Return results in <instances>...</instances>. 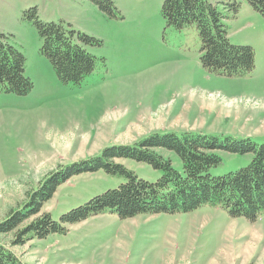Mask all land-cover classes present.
I'll list each match as a JSON object with an SVG mask.
<instances>
[{"label":"rangeland","instance_id":"obj_1","mask_svg":"<svg viewBox=\"0 0 264 264\" xmlns=\"http://www.w3.org/2000/svg\"><path fill=\"white\" fill-rule=\"evenodd\" d=\"M112 1L110 12L93 0H0V35L24 53L25 73L34 83L27 95L0 91V220L52 171L154 132L264 141L262 12L248 0H208L218 5L231 43L255 50L251 74L227 76L203 65L195 24H167L165 0ZM32 7L40 20L64 21L97 40L82 44L96 64L80 83L62 81L41 53L42 38L26 12ZM157 150L183 171L176 152ZM217 153L222 162L210 169L216 176L246 167L253 157ZM116 161L148 181L163 173L144 161ZM126 180L104 169L74 175L43 210L60 220ZM11 240L12 234H0V242L27 264H264V211L251 221L210 204L130 218L106 210L64 233L18 246Z\"/></svg>","mask_w":264,"mask_h":264},{"label":"trees","instance_id":"obj_2","mask_svg":"<svg viewBox=\"0 0 264 264\" xmlns=\"http://www.w3.org/2000/svg\"><path fill=\"white\" fill-rule=\"evenodd\" d=\"M101 9L112 12V0H93ZM264 14V0H248ZM237 11L238 6L234 4ZM27 17L37 26L42 38L41 53L46 56L64 82L80 83L94 70L96 58L82 45L97 40L75 30L64 21L45 22L32 7ZM25 12V14H26ZM162 14L167 24L183 28L195 24L202 43L201 60L210 70L227 76H246L255 68V50L248 45L232 44L223 15L217 4L208 0H165ZM25 55L0 35V91L27 95L34 83L25 73ZM176 152L183 171L175 168L170 158L157 149ZM252 153L249 165L224 175H213L210 169L222 158L217 151ZM132 158L151 164L163 173L156 181L139 177L116 161ZM104 169L127 178L116 188L97 194L83 204L63 213L60 220L43 210L57 187L74 175ZM17 208L10 209L0 220V234H12V246L24 245L34 238L51 233H64L68 226L80 223L106 210L121 218L138 214L179 213L192 211L203 204L221 206L234 217L245 216L255 221L264 211V141L227 136L224 140L205 133L184 131L154 132L134 144L105 147L100 155L84 158L47 174L39 186L27 192ZM0 264H27L13 250L0 242Z\"/></svg>","mask_w":264,"mask_h":264},{"label":"crops","instance_id":"obj_3","mask_svg":"<svg viewBox=\"0 0 264 264\" xmlns=\"http://www.w3.org/2000/svg\"><path fill=\"white\" fill-rule=\"evenodd\" d=\"M191 130V129H190ZM245 134H247V133H245Z\"/></svg>","mask_w":264,"mask_h":264}]
</instances>
